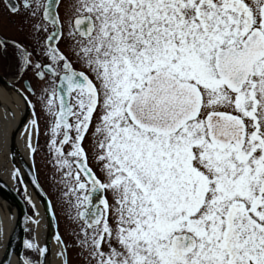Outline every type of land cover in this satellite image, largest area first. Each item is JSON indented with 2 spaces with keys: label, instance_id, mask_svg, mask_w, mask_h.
<instances>
[{
  "label": "snow or ice",
  "instance_id": "6c2138e0",
  "mask_svg": "<svg viewBox=\"0 0 264 264\" xmlns=\"http://www.w3.org/2000/svg\"><path fill=\"white\" fill-rule=\"evenodd\" d=\"M4 14L29 38L0 35L28 147L44 115L83 264H264V0H0ZM24 245L14 262L0 229V264H48Z\"/></svg>",
  "mask_w": 264,
  "mask_h": 264
},
{
  "label": "bare ground",
  "instance_id": "6f19581e",
  "mask_svg": "<svg viewBox=\"0 0 264 264\" xmlns=\"http://www.w3.org/2000/svg\"><path fill=\"white\" fill-rule=\"evenodd\" d=\"M24 111L25 105L18 93L12 89H4L0 85V176L12 182L15 181V176L13 175L15 171L9 158L8 137L11 130L17 126ZM31 118V116L27 118L24 124L17 130L15 136V150L21 153L26 160L30 151L27 140V129L30 126ZM23 178L25 180L27 199L34 210V215L29 216L27 224L30 226L32 238L35 237L41 246H43L48 234L46 220L39 200L30 188L24 175ZM29 196L31 200H29ZM10 202L6 203L5 197L0 194V225H3V230L7 228L14 218L16 211L13 201ZM59 251L60 245L57 244L54 236L47 253L48 264H63L65 257L58 255Z\"/></svg>",
  "mask_w": 264,
  "mask_h": 264
},
{
  "label": "water",
  "instance_id": "95a60500",
  "mask_svg": "<svg viewBox=\"0 0 264 264\" xmlns=\"http://www.w3.org/2000/svg\"><path fill=\"white\" fill-rule=\"evenodd\" d=\"M0 85L4 89H12L15 91V89L12 87V84L1 75H0ZM30 116L32 117V110L25 105L24 114L19 120L17 126L11 130L8 137L9 158L11 165L14 168V171L16 172V170L19 169L18 176H15V178L16 177L18 178L19 182L25 189V184H24L25 180L23 178L24 175L33 193L36 195L37 199L39 200L48 228L47 239L44 245H47L49 248L52 238L57 234L53 212L52 209L49 210L48 207L49 199L45 194L44 190L42 189V187L40 186L39 188H37L33 183L36 176L32 164L31 151H29L28 158L26 160V158L23 157L21 153L15 150L16 132ZM0 194L5 197L6 203L7 202L11 203L10 201H13L16 209L14 218L11 220L7 228L4 229V231L10 238V245H11L10 251L12 252L11 258L15 262L19 253L24 252L23 250H24L25 233L29 218L27 203L29 201L27 199V194L24 193V195H22L20 191L17 189V187L15 186V181L12 182L2 176H0ZM0 229H3V225L2 226L0 225ZM2 258H3V251L1 250L0 259Z\"/></svg>",
  "mask_w": 264,
  "mask_h": 264
},
{
  "label": "flooded vegetation",
  "instance_id": "af4514ba",
  "mask_svg": "<svg viewBox=\"0 0 264 264\" xmlns=\"http://www.w3.org/2000/svg\"><path fill=\"white\" fill-rule=\"evenodd\" d=\"M20 28V17L9 19L7 14L0 16V35L10 39L16 38L21 41H27L29 38L26 36V32H21ZM77 67L79 66L77 65ZM14 73L15 59L13 57V49L9 47L6 53L0 52V75L13 85L16 83ZM40 111L41 108L38 105L37 112ZM37 141V152L33 154V158L35 157L34 169L36 178H38L40 186L43 188L51 202L53 198H60L65 200L68 204L67 199L62 197V185H58L55 182V174L49 153L48 135L44 115L40 116V135L38 138H35V144ZM74 214L73 210L72 216H74ZM75 255L81 257L79 250L76 251ZM81 264H83V262H81Z\"/></svg>",
  "mask_w": 264,
  "mask_h": 264
},
{
  "label": "rangeland",
  "instance_id": "374dc122",
  "mask_svg": "<svg viewBox=\"0 0 264 264\" xmlns=\"http://www.w3.org/2000/svg\"><path fill=\"white\" fill-rule=\"evenodd\" d=\"M35 162V157L33 158V166ZM35 168V166H34ZM15 186L20 191L22 195L26 193V190L23 188L21 183L19 182L18 178H15ZM52 209L54 214V222L55 227L59 234L63 237L64 241L68 245V252H67V258L69 260V264H81L83 262V257L77 256L76 251L79 250L78 246L75 244V236L73 234L74 229H76L75 222L71 219L73 209L70 208V206L66 203L63 199H52ZM27 210L29 216L34 215V210L31 204L29 202L27 203ZM31 229L30 226H27L26 233H25V240L31 239ZM24 252H27V249L24 245Z\"/></svg>",
  "mask_w": 264,
  "mask_h": 264
}]
</instances>
